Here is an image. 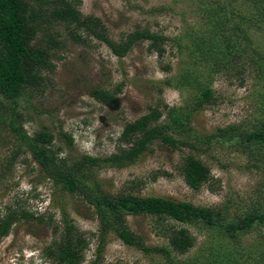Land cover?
Instances as JSON below:
<instances>
[{
	"label": "rangeland",
	"instance_id": "1",
	"mask_svg": "<svg viewBox=\"0 0 264 264\" xmlns=\"http://www.w3.org/2000/svg\"><path fill=\"white\" fill-rule=\"evenodd\" d=\"M223 1L230 3V0H81L82 12L101 18L115 40L146 28L171 38L165 43L166 52L159 57L158 53L149 52V42L143 41L119 57L92 37L84 43L65 40L66 45L59 50L62 58L54 59L56 70L46 73L50 78L46 90L34 92L21 101L26 129L32 134L40 130L54 133L55 148H60L58 154L69 164L84 155H110L123 145L120 136L128 122L154 107L165 111L171 107L188 108L205 83L213 87L218 100L194 114L193 125L201 134L232 123L252 127L264 119V74L253 63L242 77L236 72L210 68L193 41V34L210 36V31L204 33L208 27L206 9L217 8ZM237 3L252 16V8L243 0ZM251 25L252 42L264 51V24L256 21ZM175 38H180L182 45ZM216 42L217 48L225 47L220 37ZM234 50L241 51L242 47L236 46ZM185 73L192 77V84L182 81ZM99 87L109 90L121 87L113 106L92 94ZM167 119L165 112L161 121ZM62 132L70 133L73 141ZM204 146L207 148L201 158L210 165L212 180L199 190L191 188L181 174L180 166L190 149H177L161 142L154 143L135 164L101 168L99 179L108 191L116 193L136 189L142 196H163L210 208L227 206L231 216L245 213L264 194V160L250 156L234 141ZM9 153L0 147V171ZM23 158H19L14 172L0 180V220L13 211L20 217L0 240V264H57V258L48 252L57 250L56 243L61 242L65 215L88 244L82 264H90L100 234L95 208L80 194L62 191L54 185L37 162L31 159L29 163L20 162ZM25 211L34 216H23ZM127 222L134 232L144 236L147 244L168 245V238L156 234L154 217L128 216ZM182 226L194 235L196 244L177 259L200 256V263L211 264L212 248L231 249L234 245L207 229L191 224ZM240 248L243 254L240 264H264V223L243 236ZM102 264L169 263L161 254H149L125 244L112 232L106 238Z\"/></svg>",
	"mask_w": 264,
	"mask_h": 264
},
{
	"label": "trees",
	"instance_id": "2",
	"mask_svg": "<svg viewBox=\"0 0 264 264\" xmlns=\"http://www.w3.org/2000/svg\"><path fill=\"white\" fill-rule=\"evenodd\" d=\"M237 1H223L217 8L206 9L208 27L204 33L210 31V36L193 34V41L197 43L195 48L202 51L207 66L217 71L236 72L242 77L249 64H254L264 74V51L253 44L249 33L252 23L260 21L264 24V0H243L252 8L250 17ZM81 5V0H0V147L10 151L6 163L1 165L0 180L14 172L19 158L25 156L20 162L29 163V159L37 162L47 179L62 191L83 196L95 208L99 220V244L90 264H102L106 238L112 232L129 246L149 254H161L169 264H202L200 256L176 258L188 253L196 244L194 235L182 224L207 229L234 244L231 249L212 248L211 264L242 263L240 243L243 236L260 222L264 223V194L245 213L231 216L227 206L210 208L163 196H142L136 189L117 193L108 191L99 179L101 168L135 164L156 142L177 149H190L180 169L186 183L195 190L212 180V169L201 158L207 148L204 145L234 141L250 156L256 155L258 160H264V119L250 128L232 123L206 134L194 127V114L217 103L218 97L210 84H202L193 103L184 110L171 107L165 111L154 107L149 113L128 122L120 136L123 145L117 152L106 156L84 155L69 164L58 154L60 148H55L54 133L40 130L32 134L26 129V113L20 106L21 101L34 92L46 90L50 80L46 73L56 70L54 59L62 58L59 50L66 45L65 40L84 43L92 37L105 43L119 57L143 41H148L149 52L158 53L159 57L166 52L165 43L171 38L164 33L138 28L117 41L102 19L84 14ZM217 37L225 43L224 48H217ZM175 39L182 45L180 38ZM236 46L242 50L235 51ZM165 70L168 71L169 67ZM183 80L193 83L192 77L186 73L182 75ZM120 89L99 87L92 94L102 103L113 106ZM165 112L168 119L161 121ZM62 134L73 141L70 133ZM145 215L156 219L155 232L168 238V245L147 244L143 235L131 229L128 216ZM23 216L34 215L25 211ZM19 218L13 211L0 220V240L9 234L13 222ZM63 222L61 242L56 243L57 250H51L48 255L55 256L57 264H82L88 244L67 215Z\"/></svg>",
	"mask_w": 264,
	"mask_h": 264
}]
</instances>
